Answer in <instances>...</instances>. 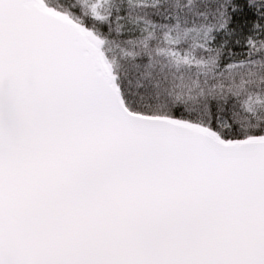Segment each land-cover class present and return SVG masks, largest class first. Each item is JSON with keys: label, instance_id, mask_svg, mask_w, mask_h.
<instances>
[{"label": "snow or ice", "instance_id": "1", "mask_svg": "<svg viewBox=\"0 0 264 264\" xmlns=\"http://www.w3.org/2000/svg\"><path fill=\"white\" fill-rule=\"evenodd\" d=\"M0 264H264V0H0Z\"/></svg>", "mask_w": 264, "mask_h": 264}]
</instances>
